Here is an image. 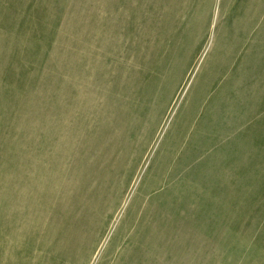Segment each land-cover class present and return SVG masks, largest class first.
<instances>
[{"label": "rangeland", "instance_id": "rangeland-1", "mask_svg": "<svg viewBox=\"0 0 264 264\" xmlns=\"http://www.w3.org/2000/svg\"><path fill=\"white\" fill-rule=\"evenodd\" d=\"M0 264H264V0H0Z\"/></svg>", "mask_w": 264, "mask_h": 264}]
</instances>
